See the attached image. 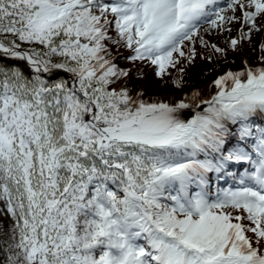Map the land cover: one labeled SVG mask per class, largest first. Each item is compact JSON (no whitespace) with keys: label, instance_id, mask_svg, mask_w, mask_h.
<instances>
[{"label":"snow or ice","instance_id":"6c2138e0","mask_svg":"<svg viewBox=\"0 0 264 264\" xmlns=\"http://www.w3.org/2000/svg\"><path fill=\"white\" fill-rule=\"evenodd\" d=\"M257 34L264 0H0V264H264ZM122 49L181 94L129 88Z\"/></svg>","mask_w":264,"mask_h":264},{"label":"trees","instance_id":"16d2710c","mask_svg":"<svg viewBox=\"0 0 264 264\" xmlns=\"http://www.w3.org/2000/svg\"><path fill=\"white\" fill-rule=\"evenodd\" d=\"M197 49L200 53V56H203L204 50L199 48V45L197 46ZM244 49L245 51H251L253 48H251V46L244 45ZM129 54L130 53L127 50L122 49L119 58L116 61L121 67L131 69V78L127 85L129 88L133 89L134 91H143L145 93L146 99H164L163 97L166 94H169L171 92H181V90H177L172 86L170 80L167 84H163L160 80H158L154 76L153 67L147 62H136V64H131L127 59H125V57H127ZM229 55L230 57L227 66L235 69L241 63L240 57H237V53L230 52ZM218 62L223 63L222 61L216 60L215 58L213 59V61H206L198 56L195 63L189 66L187 69V74L184 78L186 83L182 91H188L198 87V80H201L204 77H210L212 74V69L217 68V70H220V68L217 67ZM224 66L225 65H223V67ZM2 208L3 204L0 203V209ZM10 228V217L4 212H0V234L10 230Z\"/></svg>","mask_w":264,"mask_h":264},{"label":"rangeland","instance_id":"374dc122","mask_svg":"<svg viewBox=\"0 0 264 264\" xmlns=\"http://www.w3.org/2000/svg\"><path fill=\"white\" fill-rule=\"evenodd\" d=\"M237 27H239L237 25ZM233 35H235V33H233ZM205 39H207L209 41V43H216L218 44L219 46L221 47H224V37L223 36H215V35H212V36H205ZM264 40V37H262L261 35L257 34L255 37H254V45L255 46H258L259 43ZM244 45L246 46H251V48H253V45H249L248 43H245ZM244 45H243V50L240 52V53H237V57L239 58L240 57V65L237 66L235 69L233 70H238L240 69L242 66H243V61L244 60H248L250 63H255L256 59H257V53L254 52L253 50L251 51H245L244 49ZM230 54V52H229ZM228 54V61H229V57L230 55ZM228 64V63H227ZM227 64H224V63H221V62H218L217 63V67L220 68V70H217V68L215 69H212V74L210 77L208 78H202L201 80H198V83L199 86L196 87L195 89H192V90H188V91H183L184 93H188L190 91H193V90H202L204 86L208 85V83L214 79L217 75L221 74L222 72H224L225 70L227 69H232L231 67L227 66ZM223 65H225L223 67ZM181 94V92H178V93H169V94H166L163 98L164 99H168V98H176L177 96H179ZM156 99V98H155Z\"/></svg>","mask_w":264,"mask_h":264},{"label":"bare ground","instance_id":"6f19581e","mask_svg":"<svg viewBox=\"0 0 264 264\" xmlns=\"http://www.w3.org/2000/svg\"><path fill=\"white\" fill-rule=\"evenodd\" d=\"M250 63V62H249ZM202 91L204 94H207V92L209 91V89H207V85L203 87ZM224 187H227V186H224Z\"/></svg>","mask_w":264,"mask_h":264}]
</instances>
